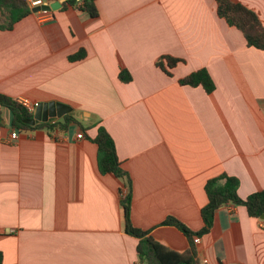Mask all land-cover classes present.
<instances>
[{
    "label": "crops",
    "instance_id": "crops-1",
    "mask_svg": "<svg viewBox=\"0 0 264 264\" xmlns=\"http://www.w3.org/2000/svg\"><path fill=\"white\" fill-rule=\"evenodd\" d=\"M48 1L51 19L31 12L0 31V94L60 103L78 124L4 143L14 129L0 107V264H139L138 240L123 229V182L98 170L96 122L130 177L132 225L174 251L189 242L162 223L200 231L207 180L237 178L241 199L264 189V51L218 17L214 0H96V18ZM232 1L264 26V0ZM163 56L181 61L164 64L170 75L156 66ZM200 69L210 94L178 84ZM199 239V264H264V219L243 206L219 209Z\"/></svg>",
    "mask_w": 264,
    "mask_h": 264
},
{
    "label": "trees",
    "instance_id": "trees-1",
    "mask_svg": "<svg viewBox=\"0 0 264 264\" xmlns=\"http://www.w3.org/2000/svg\"><path fill=\"white\" fill-rule=\"evenodd\" d=\"M216 2V13L230 27L238 30L246 41L248 47L264 51V26L257 15L240 3L232 0H214ZM96 0H65L62 8L78 9L85 12L90 18H96L98 12L95 6ZM31 14L25 0H0V31H10L14 25ZM86 56L83 50L69 57L70 62L82 60ZM181 62L170 56H163L156 66L167 75L169 72L164 67L172 68ZM118 79L122 83L131 81L129 73L121 69ZM180 86L202 87L207 94L214 89V83L205 69L194 71L186 77L178 80ZM0 107L7 109L12 116L11 124L16 131L47 130L66 132L70 126L77 125L78 121L71 114H66L61 119H50L33 126L27 122L32 120L33 113L29 112L18 101L0 94ZM54 122V123H52ZM97 134L92 140L97 146V165L102 175L110 174L123 182L120 195L126 190L124 198H120L123 216L124 233L138 240L136 253L139 264H199L195 249L194 237L201 238L208 234L213 226L215 215L219 209L225 206H243L250 218L261 220L264 216V189L249 195L246 199L238 196L239 180L235 177L221 174L206 181L204 192L207 203L201 209L200 215L203 227L200 231L189 230L180 221L168 217L162 225L177 228L187 238L189 247L183 252L174 251L155 241L148 231H142L134 227L130 220L131 206V180L129 175L120 167L116 154L114 141L106 129L96 122Z\"/></svg>",
    "mask_w": 264,
    "mask_h": 264
},
{
    "label": "water",
    "instance_id": "water-1",
    "mask_svg": "<svg viewBox=\"0 0 264 264\" xmlns=\"http://www.w3.org/2000/svg\"><path fill=\"white\" fill-rule=\"evenodd\" d=\"M44 10L50 11L51 7L50 6L35 7L31 9V12L37 13L39 11H44ZM69 112H70V108L60 103L43 104L36 108V110L33 113L32 120L28 121L27 124L33 126L40 122H47L49 119H61ZM261 219H264V216L261 217Z\"/></svg>",
    "mask_w": 264,
    "mask_h": 264
},
{
    "label": "built area",
    "instance_id": "built-area-1",
    "mask_svg": "<svg viewBox=\"0 0 264 264\" xmlns=\"http://www.w3.org/2000/svg\"><path fill=\"white\" fill-rule=\"evenodd\" d=\"M25 2L27 3L28 7L30 9H33L35 7H41V6H48L49 4V1L48 0H25ZM50 11H39L37 13H33V14H37L39 15L40 19H51V16L49 15ZM29 112L31 113H34L35 109L38 107V104L37 103H28L26 101H23L21 103ZM54 123V122H52ZM83 138V135L81 132L77 133L76 134V139H82ZM18 139V131L16 130H13L9 137L4 139V143H11L15 140ZM126 195V190H123L122 191V194L120 195V198H124ZM194 243L195 244H198L200 239L198 237H194L193 239Z\"/></svg>",
    "mask_w": 264,
    "mask_h": 264
},
{
    "label": "rangeland",
    "instance_id": "rangeland-1",
    "mask_svg": "<svg viewBox=\"0 0 264 264\" xmlns=\"http://www.w3.org/2000/svg\"><path fill=\"white\" fill-rule=\"evenodd\" d=\"M1 20H2V19H1V16H0V22H1ZM80 124L84 125L82 122H80Z\"/></svg>",
    "mask_w": 264,
    "mask_h": 264
}]
</instances>
